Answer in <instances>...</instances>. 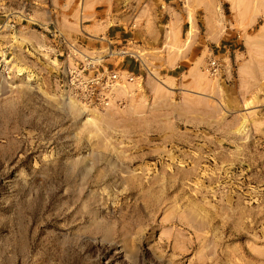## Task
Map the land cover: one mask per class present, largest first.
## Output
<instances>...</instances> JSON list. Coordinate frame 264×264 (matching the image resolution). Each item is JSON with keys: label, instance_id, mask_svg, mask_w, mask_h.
Segmentation results:
<instances>
[{"label": "rangeland", "instance_id": "obj_1", "mask_svg": "<svg viewBox=\"0 0 264 264\" xmlns=\"http://www.w3.org/2000/svg\"><path fill=\"white\" fill-rule=\"evenodd\" d=\"M81 2L0 0V264H264V0H187L145 51L90 49ZM75 49L145 68L95 107Z\"/></svg>", "mask_w": 264, "mask_h": 264}, {"label": "crops", "instance_id": "obj_2", "mask_svg": "<svg viewBox=\"0 0 264 264\" xmlns=\"http://www.w3.org/2000/svg\"><path fill=\"white\" fill-rule=\"evenodd\" d=\"M74 3L75 0H69V7H73ZM186 4L187 0H82L80 21L71 20L70 17L73 18V15H68L70 24L66 27L75 31L80 29L88 36L89 39H85L84 42L89 44L90 49H100L105 42L111 47L114 42L127 41L124 44L131 42L145 51L150 49V45L155 46L156 40L149 36L158 34L157 20L162 24L181 20V31H184L185 26L190 24ZM207 9L209 13H212L211 4L207 5ZM57 11V17L63 16L64 13L61 10L57 9ZM203 16L207 17L211 30L214 27L212 17L208 13ZM191 29L195 31L194 26L191 25L188 33ZM213 32L211 30L212 35H214ZM131 57L134 58L124 59L122 66L137 74L138 70L145 68V65L140 54H131Z\"/></svg>", "mask_w": 264, "mask_h": 264}, {"label": "built area", "instance_id": "obj_3", "mask_svg": "<svg viewBox=\"0 0 264 264\" xmlns=\"http://www.w3.org/2000/svg\"><path fill=\"white\" fill-rule=\"evenodd\" d=\"M56 35H60V38L62 36L58 30ZM217 57V55L212 56L208 63V69L213 74H218L220 71V61ZM100 62L81 61V64L75 67L69 66L68 74L70 84L85 104L106 107L115 99V90L121 84L134 83L141 75L127 69L111 68Z\"/></svg>", "mask_w": 264, "mask_h": 264}, {"label": "bare ground", "instance_id": "obj_4", "mask_svg": "<svg viewBox=\"0 0 264 264\" xmlns=\"http://www.w3.org/2000/svg\"><path fill=\"white\" fill-rule=\"evenodd\" d=\"M75 50H76L77 53L79 52V54H81V55L85 58V60H88V61H90V62H100V61L103 60V59H102V56L99 57V58H96V57H92V56H90V55L84 54L83 52H80V51L77 50V49H75ZM208 70H209V69H208ZM125 73H126V72H125ZM211 74H212V73H211ZM212 75H216V74H212ZM128 84H129V83L121 84V86L115 90L116 95L118 94V91H120V90H122V89H124V88H127V87H128ZM113 101H114V100H112V102L110 103V105L113 103ZM108 106H109V105H108ZM106 108H107V106H106Z\"/></svg>", "mask_w": 264, "mask_h": 264}]
</instances>
